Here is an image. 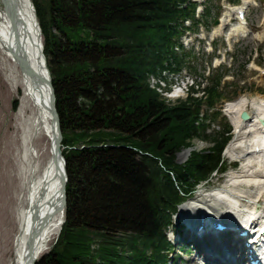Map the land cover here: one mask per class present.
Instances as JSON below:
<instances>
[{"label":"trees","instance_id":"1","mask_svg":"<svg viewBox=\"0 0 264 264\" xmlns=\"http://www.w3.org/2000/svg\"><path fill=\"white\" fill-rule=\"evenodd\" d=\"M65 158L60 235L36 264H165L179 203L222 171L230 128L210 135L222 72L170 102L150 77L177 72L192 0H32ZM186 4V5H185ZM209 8L204 15L212 18ZM201 14V15H203ZM200 15V16H201ZM203 17V16H202ZM176 65V68L174 67ZM204 92L194 96L193 92ZM201 103L206 109L201 118ZM17 101H13L16 108ZM208 140L179 163L176 155ZM230 140V139H229ZM227 144V143H226Z\"/></svg>","mask_w":264,"mask_h":264},{"label":"bare ground","instance_id":"2","mask_svg":"<svg viewBox=\"0 0 264 264\" xmlns=\"http://www.w3.org/2000/svg\"><path fill=\"white\" fill-rule=\"evenodd\" d=\"M242 3L240 7L247 6L250 0H243ZM14 4L20 18L18 40L15 39L9 8L4 0H0V68L9 91L17 100L12 136L16 143L20 183L15 196L17 228L10 244L11 254L0 264H30V255L36 256V261L47 250L50 241L58 236L65 209L62 204L61 169L55 167L51 160V147L55 143L57 129L50 108L52 90L48 83L50 72L43 54L42 33L32 0H14ZM223 15L224 20L217 25L215 35L226 30L227 39L231 35L246 34V26L240 21L226 28L230 11ZM257 36L263 39L264 33ZM23 53L30 73L21 66ZM175 91L177 93L179 89ZM226 103L225 111L231 118L234 131L222 151L229 156L236 154V158L244 163L222 185L213 187L206 195L182 203L179 213L190 222L194 217L198 218L200 213L197 210L229 224L248 211L264 216V127L259 122L264 118V100L257 103L251 101L249 108L243 96ZM243 110L248 116L244 120L239 116ZM187 153L186 149L180 155ZM243 184L247 185L246 190ZM238 220L245 221L242 218ZM228 233L229 230L219 233L224 236H216L208 244L197 248L208 262L232 264L219 257L224 252H238L240 249L237 246L240 238L232 235L235 241H231Z\"/></svg>","mask_w":264,"mask_h":264},{"label":"rangeland","instance_id":"3","mask_svg":"<svg viewBox=\"0 0 264 264\" xmlns=\"http://www.w3.org/2000/svg\"><path fill=\"white\" fill-rule=\"evenodd\" d=\"M242 2L243 0H240V3L239 0L237 2H235V0H205L203 3L204 11L205 8L208 7L209 13H211L213 17H207L206 14H203L204 11L197 15L198 21L200 22L198 27H192L190 30L191 32L188 34L184 33V36H186V38H184L186 46L182 53L179 50L177 51L180 55H185V59L182 60L179 70L177 72H169L168 70L163 72L171 82L176 83V81H178L176 85H178L177 88L179 92H177V94L175 92L173 98L167 99L166 97L167 101L169 100L170 102H173L179 97V99L186 97V83H200L202 86L206 83L204 77L208 76V74L212 73V76H214L219 71L225 74L220 79V84L218 86V91L222 97L220 101H218L219 104L213 105L214 108L220 106L221 114L217 115L210 124L207 132L208 135L221 130L223 122L228 124L233 134V123L225 111L227 104L225 102L228 101L229 103L242 96L246 99L247 104H250V102L254 100L255 103L264 100V38L261 40L257 36L258 33H264V0H250V5L244 10V25L246 26L245 35L237 37L231 35L229 39H227L225 37L227 30L215 35L217 25L222 24L224 20L223 14L227 10L233 11V8L239 7V4H243ZM214 19H219L216 26L212 24ZM235 22L236 21L232 20L228 26ZM182 23L184 24L185 22ZM228 26H226V28H228ZM174 67L176 68V65H174ZM157 81V78L150 77V84L152 87L156 86ZM165 85L166 82H161V89ZM161 89L159 88L158 91ZM195 95L200 97L202 94L199 90ZM14 100H16V98L11 91H9V86L6 80H4L3 72L0 68V263H4L6 260L5 258L11 254L9 251L11 247L10 244L17 228L15 217L17 200L15 196L19 190L20 177L18 176L19 166L17 154L15 152L16 143H14L12 136L13 113L15 111V107L13 106ZM249 104L247 105L248 108L251 107V104ZM214 108H210L207 113L210 114ZM210 144L208 140L194 138L193 147L191 148L204 150ZM191 148H183L177 153V162H184L190 155ZM186 149L188 153L181 156L180 154L182 151ZM248 149L250 150V148ZM222 156L227 163L225 172L221 175L215 172L204 184L198 185L197 189H195L192 194V198L199 197L201 194L206 195L213 187L222 185V183L231 176L229 174L228 177L224 178L226 175L225 173H227L233 165V172L239 170L244 163V161H238L236 163L233 161L237 156L236 154L234 156H229L222 151ZM233 174L235 173H232V175ZM242 186L244 190L247 189V185L245 186L243 184ZM204 189H206L207 192L204 191ZM179 208L180 206L177 207L176 213L174 211L173 214H171L172 224L178 221L177 213ZM170 230H172V228H170L168 232ZM58 236L53 238L54 240L52 239V242L50 241L49 247L40 255L41 257L50 250V246ZM192 255L193 254L188 252L185 257H192ZM40 256L39 258H41ZM39 258L37 259L39 260ZM177 258L174 263L170 262L169 264H178ZM191 263L194 264V261L189 264ZM180 264L185 263L181 262Z\"/></svg>","mask_w":264,"mask_h":264},{"label":"water","instance_id":"4","mask_svg":"<svg viewBox=\"0 0 264 264\" xmlns=\"http://www.w3.org/2000/svg\"><path fill=\"white\" fill-rule=\"evenodd\" d=\"M4 2L6 3L7 7L9 8V16H10V19H12V24L14 26V30H15V33H16V40L19 39V35H18V32L19 30H17V24L19 23L20 21V18L18 17L17 15V12H16V7H15V4H14V0H4ZM217 22V19H215L213 21L212 24H215ZM22 50H23V43H22ZM22 61L20 62L21 63V66L23 67L24 71L29 72V66L28 64L26 63V57L24 55V53L22 54ZM48 83L49 85H51V111H52V114H53V118L56 120V129H57V133H56V136H55V143L53 144V146L51 147V153H52V156H51V160H52V163L54 164L55 167H58L61 169V186H62V204L64 206V209H65V206H66V182L68 180V175L66 174V164H65V158L63 156V152H62V130H61V127H60V118H59V114H58V110H57V107H56V104H55V100H56V96H55V91H54V86L52 85V82H51V79L48 78ZM239 116L241 117V119L243 118H246V113L243 111L239 114ZM260 123L264 126V118L260 119ZM64 218H63V222H64ZM31 256V263L30 264H36L37 263V260L35 261V258L36 256L34 255H30Z\"/></svg>","mask_w":264,"mask_h":264}]
</instances>
